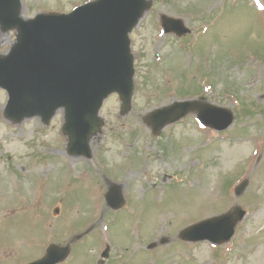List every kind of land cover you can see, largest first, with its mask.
I'll use <instances>...</instances> for the list:
<instances>
[{"label":"rangeland","instance_id":"rangeland-1","mask_svg":"<svg viewBox=\"0 0 264 264\" xmlns=\"http://www.w3.org/2000/svg\"><path fill=\"white\" fill-rule=\"evenodd\" d=\"M21 1L32 17L87 0ZM149 2L129 34L131 108L123 114L117 94L104 100L90 159L67 152L62 109L46 125L37 116L13 122L0 88V264H27L49 244L68 242L61 264H264V10L256 8L264 0ZM161 13L183 18L191 34H163ZM14 40L15 30L0 29V53ZM193 84L199 96L179 91ZM184 99L239 118L217 132L191 113L152 135L146 114ZM111 190L124 201L116 211L104 199ZM234 206L246 216L227 243L179 239L186 226Z\"/></svg>","mask_w":264,"mask_h":264},{"label":"water","instance_id":"water-1","mask_svg":"<svg viewBox=\"0 0 264 264\" xmlns=\"http://www.w3.org/2000/svg\"><path fill=\"white\" fill-rule=\"evenodd\" d=\"M148 6L145 0H96L68 14H37L26 20L20 17V0H0V24L3 29L15 27L18 32L9 53L0 56V86L9 96L7 116L21 120L40 115L47 122L56 109L63 107V130L69 137L70 150L89 155L88 137L101 123L97 114L103 99L115 91L122 100V111L128 109L133 67L127 33ZM161 20L167 32H189L180 19L162 15ZM197 108L182 102L151 112L153 132ZM198 116L204 124L219 130L233 119L230 111L214 106L202 107ZM244 187L245 182L236 193ZM119 205L116 198L112 206ZM243 215V210L235 208L184 229L181 237L227 241ZM67 254L68 247L51 245L42 259L30 264H54Z\"/></svg>","mask_w":264,"mask_h":264},{"label":"bare ground","instance_id":"bare-ground-1","mask_svg":"<svg viewBox=\"0 0 264 264\" xmlns=\"http://www.w3.org/2000/svg\"><path fill=\"white\" fill-rule=\"evenodd\" d=\"M232 156H233V154H230V155L227 156V158H230V157H232Z\"/></svg>","mask_w":264,"mask_h":264}]
</instances>
